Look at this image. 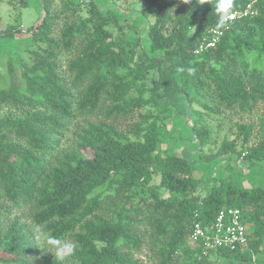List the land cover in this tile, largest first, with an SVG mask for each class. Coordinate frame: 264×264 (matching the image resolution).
I'll list each match as a JSON object with an SVG mask.
<instances>
[{
	"label": "trees",
	"instance_id": "obj_1",
	"mask_svg": "<svg viewBox=\"0 0 264 264\" xmlns=\"http://www.w3.org/2000/svg\"><path fill=\"white\" fill-rule=\"evenodd\" d=\"M40 1L43 18L28 31L38 49L20 76L10 65L9 87H0V264H144L138 255L146 248L156 264L252 263L264 245V189L241 187L231 176L197 178L186 158L162 155L160 146L165 119L185 99L201 107L193 108L191 130L205 162H264V127L255 123H237V136L213 159L203 153L207 115L251 113L264 103V0H234L232 11L247 15L202 52L217 29L216 0H140L141 15L154 19L144 39L123 23L126 13L103 11L93 0H61L60 10L56 0ZM63 53L72 56L66 67ZM152 73L158 79L146 89ZM149 105L158 113L117 126ZM104 111V120H92ZM72 128L77 149L66 153ZM254 135L260 140L249 146ZM228 208L242 213L250 251L204 256L190 243L193 224L211 226ZM34 227L72 242L74 253L63 261L46 254Z\"/></svg>",
	"mask_w": 264,
	"mask_h": 264
},
{
	"label": "rangeland",
	"instance_id": "obj_2",
	"mask_svg": "<svg viewBox=\"0 0 264 264\" xmlns=\"http://www.w3.org/2000/svg\"><path fill=\"white\" fill-rule=\"evenodd\" d=\"M77 2H83L88 0H76ZM97 6L103 11L114 9L115 12L126 13L127 17L124 18L123 23L133 25L144 39L147 35L148 28L153 24L154 19L144 18L141 15V1L140 0H93ZM62 5L61 0H56V10H60ZM86 14V11H83ZM43 9L40 0H0V33L8 30L12 26L20 27V32H14L11 35L0 36V87L8 88L10 84L9 80V67H14L17 74L20 76V71L24 65L31 62L32 52H35L38 47L31 42V29H35L39 21L43 18ZM115 36L118 38L122 35L115 28H111ZM33 31V30H31ZM132 34V33H131ZM129 37H134V35ZM45 46V45H44ZM72 56L68 53L60 55L61 67H66L68 61ZM125 72V71H124ZM157 74L152 73L146 85V89L153 88L154 83L157 81ZM190 91L195 92L190 88ZM138 94L136 93V96ZM151 95V91L146 92V97ZM195 95V94H194ZM180 100V103L176 102L174 105V113L168 119H165V126L163 127L164 135L162 137L160 154L164 155L166 152L175 153L186 158L189 163L196 168L197 178L208 177H228L231 176L235 183L244 188H262L264 189V162L249 165L243 158L239 156H233L232 158L216 157L219 153L224 141H232L237 136V123L239 124H252L255 123L258 129L263 128L264 123V103L261 102L251 113H239L236 111L219 110L215 115H207L206 121L203 123L208 133V139L210 144L204 150V155L213 159L212 162H205L201 157L200 149H198L197 141L192 134L191 127L193 126L194 112L193 108L201 110L199 106L189 107L186 104V100ZM110 102V101H109ZM212 105V101H210ZM108 103L107 105H109ZM180 108V109H179ZM182 109V110H181ZM157 114L156 107L149 105L144 107L140 111L132 114L131 117L126 119H119L117 126L121 130L127 129L128 125L133 124L139 120L141 114ZM107 117V112L104 111L100 115L92 118L95 121L104 120ZM114 119V115L111 117ZM110 119V120H111ZM80 128L84 125L83 120L76 122L74 128ZM72 128L71 132L67 134L63 140L62 147L65 152L77 149L76 147V129ZM258 133V132H257ZM260 138L254 135L249 146H255L259 142ZM238 154L245 155L246 151L243 149L241 143L237 146ZM232 169V171L229 170ZM159 183V180H156ZM166 197V196H165ZM35 233H39V246L46 252V254L54 255V252L49 250L45 245L46 236L44 230L41 227L33 228ZM37 231V232H36ZM248 253V252H247ZM153 255L152 251L145 249L142 254L138 255L139 259L144 264H156L155 260H151ZM250 255V253H249ZM252 255H250L251 257ZM252 259V258H251ZM254 261L250 264H264V245L260 255H255ZM212 264H242L237 261L231 263L228 260L218 261L215 257L211 260Z\"/></svg>",
	"mask_w": 264,
	"mask_h": 264
},
{
	"label": "built area",
	"instance_id": "obj_3",
	"mask_svg": "<svg viewBox=\"0 0 264 264\" xmlns=\"http://www.w3.org/2000/svg\"><path fill=\"white\" fill-rule=\"evenodd\" d=\"M247 12L235 16L229 24L238 17L246 16ZM229 28V27H228ZM225 29H213L209 36L204 39V43L196 52L216 47L217 42L224 34ZM190 243L201 245L203 255L208 256L211 251L225 250L230 252H247L248 230L244 224L242 213L239 209L228 208L221 210L211 226H204L195 222L190 235Z\"/></svg>",
	"mask_w": 264,
	"mask_h": 264
},
{
	"label": "clouds",
	"instance_id": "obj_4",
	"mask_svg": "<svg viewBox=\"0 0 264 264\" xmlns=\"http://www.w3.org/2000/svg\"><path fill=\"white\" fill-rule=\"evenodd\" d=\"M233 5L234 0H216L217 29H227L230 27L229 21L235 16V12L232 11ZM45 243L49 250L54 252L55 258L59 261L70 257L75 251V245L72 242L57 238L51 234L46 237Z\"/></svg>",
	"mask_w": 264,
	"mask_h": 264
}]
</instances>
